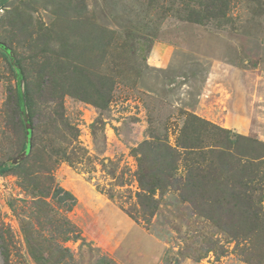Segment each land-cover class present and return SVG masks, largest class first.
<instances>
[{
  "label": "rangeland",
  "instance_id": "1",
  "mask_svg": "<svg viewBox=\"0 0 264 264\" xmlns=\"http://www.w3.org/2000/svg\"><path fill=\"white\" fill-rule=\"evenodd\" d=\"M55 13L74 22L53 32L61 37L66 31L65 42L45 45L41 40L55 30ZM97 37L100 42L93 41ZM65 46L92 51L98 72L114 80L106 110L64 97L65 115L79 132L76 147L53 137L68 149L54 179L77 204L71 212H53L52 220L64 217L71 225L70 239L58 241L74 264H252L245 254L254 239L232 238L175 191L156 193L159 208L148 219L131 150L153 136L176 145L190 114L228 130L246 147L264 143V0L0 2V160L12 150L4 103L17 93L31 145L24 73L37 72V54L50 57ZM216 139L208 135L206 151ZM182 158L178 177L193 161L208 171L207 163ZM255 184V204L264 209V181ZM34 200L16 176L0 174V223L11 235V264H36L22 233L24 221L34 220ZM201 205L209 210V202Z\"/></svg>",
  "mask_w": 264,
  "mask_h": 264
},
{
  "label": "trees",
  "instance_id": "2",
  "mask_svg": "<svg viewBox=\"0 0 264 264\" xmlns=\"http://www.w3.org/2000/svg\"><path fill=\"white\" fill-rule=\"evenodd\" d=\"M6 1L0 0L2 4ZM55 16L57 24L55 30L51 31L52 35L48 32L42 37L45 45L57 38H61L59 44L65 42L67 37H62L66 31L61 37L53 32L60 31L64 23L74 22L62 19L61 13H55ZM100 39L97 37L93 41L100 42ZM49 54L50 57L36 55L38 67L33 76L24 73L25 108L31 130V145L17 93L12 92L2 107L4 134L10 139L12 150L8 157L0 160V174L16 176L20 187L25 192H31L35 199L34 220L24 221L22 225L26 249L33 261L36 264H74L69 249L58 241L69 240L74 231L64 217L58 221L52 220L53 212L56 215L61 210L71 212L77 204V198L59 186L53 176L60 159L68 157L64 153L68 149L55 139L74 148L79 137L78 129L65 115L64 97L69 95L106 110L111 103L114 80L98 72L100 64H97L90 50L78 53L65 46L59 52ZM40 57L43 58L40 60ZM15 65L21 68L18 60ZM208 135L217 137L218 143L208 146L210 149L206 151ZM243 144L238 138L233 140L228 130L190 114L176 145L153 136L132 148L131 154L138 164L139 201L148 219L159 208L156 193L175 191L183 202L189 203L232 238L254 239L253 249L245 254V259L252 264H263L264 209L255 204V194L259 188L253 183L264 181V172H260L264 166V143L255 141V148ZM188 155L207 163L208 171L205 172L193 161L189 163L186 176L178 177L182 157ZM215 173H219L220 179ZM214 182L216 185L213 187ZM203 201L209 202L208 211L201 205ZM11 240L10 232L0 223L3 264H11ZM241 255L244 256V253Z\"/></svg>",
  "mask_w": 264,
  "mask_h": 264
}]
</instances>
